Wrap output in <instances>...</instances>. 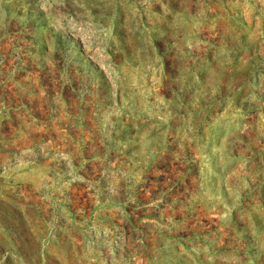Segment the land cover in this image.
I'll use <instances>...</instances> for the list:
<instances>
[{"label":"rangeland","instance_id":"374dc122","mask_svg":"<svg viewBox=\"0 0 264 264\" xmlns=\"http://www.w3.org/2000/svg\"><path fill=\"white\" fill-rule=\"evenodd\" d=\"M0 264H264V0H0Z\"/></svg>","mask_w":264,"mask_h":264}]
</instances>
